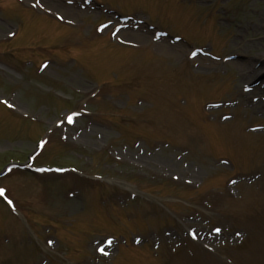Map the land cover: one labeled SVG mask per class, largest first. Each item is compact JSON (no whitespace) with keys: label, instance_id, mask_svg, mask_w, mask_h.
<instances>
[{"label":"rangeland","instance_id":"obj_1","mask_svg":"<svg viewBox=\"0 0 264 264\" xmlns=\"http://www.w3.org/2000/svg\"><path fill=\"white\" fill-rule=\"evenodd\" d=\"M96 1L0 0V170L68 169L0 178V264H264V0Z\"/></svg>","mask_w":264,"mask_h":264},{"label":"snow or ice","instance_id":"obj_2","mask_svg":"<svg viewBox=\"0 0 264 264\" xmlns=\"http://www.w3.org/2000/svg\"><path fill=\"white\" fill-rule=\"evenodd\" d=\"M37 2H38V0H37ZM192 55L194 56V55H196V53L195 52H193L192 53ZM0 102H2V103H7L6 101H0ZM12 105H9V107H11ZM68 121H69V123H71L72 122V117L71 116H69L68 117ZM4 189H0V196H3L4 195ZM9 203H11V201H9ZM215 231H219V229H215ZM106 243H111V241L109 240V241H107ZM99 251H101V252H103V254L104 255H107L108 253L107 252H105L104 250H103V248H100V249H98Z\"/></svg>","mask_w":264,"mask_h":264},{"label":"bare ground","instance_id":"obj_3","mask_svg":"<svg viewBox=\"0 0 264 264\" xmlns=\"http://www.w3.org/2000/svg\"><path fill=\"white\" fill-rule=\"evenodd\" d=\"M37 9H41V6H37ZM158 47H159V46H158ZM242 68H243V66H242ZM261 70H262V69H261ZM261 70H260V71H261Z\"/></svg>","mask_w":264,"mask_h":264}]
</instances>
